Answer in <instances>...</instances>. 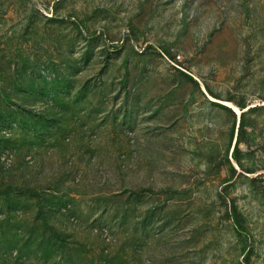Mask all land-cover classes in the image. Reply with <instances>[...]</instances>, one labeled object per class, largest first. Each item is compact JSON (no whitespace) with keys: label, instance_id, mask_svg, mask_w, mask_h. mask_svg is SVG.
Instances as JSON below:
<instances>
[{"label":"rangeland","instance_id":"1","mask_svg":"<svg viewBox=\"0 0 264 264\" xmlns=\"http://www.w3.org/2000/svg\"><path fill=\"white\" fill-rule=\"evenodd\" d=\"M239 263L264 264V0H0V264Z\"/></svg>","mask_w":264,"mask_h":264},{"label":"trees","instance_id":"2","mask_svg":"<svg viewBox=\"0 0 264 264\" xmlns=\"http://www.w3.org/2000/svg\"><path fill=\"white\" fill-rule=\"evenodd\" d=\"M92 34L95 35V33H92ZM185 75H186V74H185ZM186 76H187L189 79L193 80L191 76H189V75H186ZM219 106L224 107L223 105H220V104H219ZM239 107H240L241 109L244 108V106H242V105H240ZM243 114H244V112L241 113L240 117H243ZM240 123H241V122H240ZM237 150H238V146H237V144L235 143V144H234V149H233V151H237ZM235 158H236V160L238 161L237 156H236ZM233 170H234V169H233ZM230 210H231V215H232V218H233L234 224L236 225L237 229L241 231V230H242V226L239 224V219H238V216H237V211H236V207H235V205H232V206L230 207ZM239 264H243V263H239Z\"/></svg>","mask_w":264,"mask_h":264},{"label":"bare ground","instance_id":"3","mask_svg":"<svg viewBox=\"0 0 264 264\" xmlns=\"http://www.w3.org/2000/svg\"><path fill=\"white\" fill-rule=\"evenodd\" d=\"M236 110V108H234ZM239 113V110H236Z\"/></svg>","mask_w":264,"mask_h":264}]
</instances>
